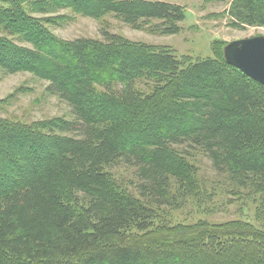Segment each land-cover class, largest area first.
<instances>
[{
  "label": "trees",
  "instance_id": "obj_1",
  "mask_svg": "<svg viewBox=\"0 0 264 264\" xmlns=\"http://www.w3.org/2000/svg\"><path fill=\"white\" fill-rule=\"evenodd\" d=\"M64 9L161 36L185 19L161 1L0 0V70L47 81L74 115L0 119V264H264V229L249 222H158L194 191V155L234 196L261 195L264 210V86L227 64L226 44L192 61L106 29L102 40L58 39L48 27ZM224 13L232 27L264 26V0ZM118 163L135 169L137 196L111 179Z\"/></svg>",
  "mask_w": 264,
  "mask_h": 264
},
{
  "label": "rangeland",
  "instance_id": "obj_2",
  "mask_svg": "<svg viewBox=\"0 0 264 264\" xmlns=\"http://www.w3.org/2000/svg\"><path fill=\"white\" fill-rule=\"evenodd\" d=\"M148 1L168 2L184 8L185 19L179 25V34L156 35L147 29H132L112 15L94 20L76 15L69 9L54 14L59 25L48 28L53 36L64 41L77 38L102 40L101 32L106 29L130 41L166 46L178 57L184 56L192 61L213 57L212 46L215 43L227 45L235 40L264 37V26H231L224 12L232 0L227 3L214 0ZM47 86V81L30 72L5 74L0 70V119L26 127L53 120L72 121L74 115L71 108L58 96L47 92ZM185 147H178V150L182 151ZM186 162L194 174V191L188 192L189 196L179 207L164 208L159 223L168 222L173 226L191 225L200 221L222 224L238 220L249 222L258 230L264 229L261 195L244 192L234 196L211 168L210 161L201 155L187 156ZM109 172L119 190L137 196L135 185L138 181L134 168L118 163L110 167ZM155 224H158L157 221Z\"/></svg>",
  "mask_w": 264,
  "mask_h": 264
},
{
  "label": "water",
  "instance_id": "obj_3",
  "mask_svg": "<svg viewBox=\"0 0 264 264\" xmlns=\"http://www.w3.org/2000/svg\"><path fill=\"white\" fill-rule=\"evenodd\" d=\"M227 64L264 86V37L235 40L223 49Z\"/></svg>",
  "mask_w": 264,
  "mask_h": 264
}]
</instances>
